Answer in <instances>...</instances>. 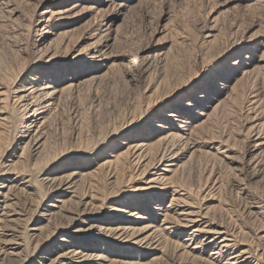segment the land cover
<instances>
[{
	"label": "rangeland",
	"instance_id": "obj_1",
	"mask_svg": "<svg viewBox=\"0 0 264 264\" xmlns=\"http://www.w3.org/2000/svg\"><path fill=\"white\" fill-rule=\"evenodd\" d=\"M0 264H264V0H0Z\"/></svg>",
	"mask_w": 264,
	"mask_h": 264
},
{
	"label": "bare ground",
	"instance_id": "obj_2",
	"mask_svg": "<svg viewBox=\"0 0 264 264\" xmlns=\"http://www.w3.org/2000/svg\"><path fill=\"white\" fill-rule=\"evenodd\" d=\"M183 215L189 216L190 215V212H183Z\"/></svg>",
	"mask_w": 264,
	"mask_h": 264
}]
</instances>
